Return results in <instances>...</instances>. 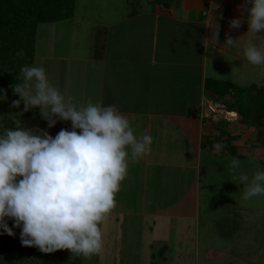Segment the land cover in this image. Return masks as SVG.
Segmentation results:
<instances>
[{"label":"crops","instance_id":"1","mask_svg":"<svg viewBox=\"0 0 264 264\" xmlns=\"http://www.w3.org/2000/svg\"><path fill=\"white\" fill-rule=\"evenodd\" d=\"M97 2L100 20L90 41L93 23L74 26V11L71 18L48 23L49 52L37 49L36 29L32 63L45 68L66 102L78 109L89 102L116 105L138 139L144 133L153 137L151 151L137 161L128 149V176L101 225L104 246L97 257L111 264L131 258L144 264L170 258L175 264L232 261V252L245 248L248 212L242 214L243 200L234 196L242 191L240 183L227 186L215 180L214 170L236 157L242 161L237 174H247L262 168L264 159L245 149L246 126L238 119L213 123L199 113L208 101L228 106L224 98L234 87L264 82V65L250 64L243 54L248 41L264 52V33H249L244 0ZM233 18L241 19L240 28L230 27ZM63 28L66 37L57 39ZM229 36L236 46H227ZM60 123L71 129L70 121ZM216 143L226 147L217 153ZM230 192L233 215L220 207ZM257 213L259 228L263 209Z\"/></svg>","mask_w":264,"mask_h":264},{"label":"clouds","instance_id":"2","mask_svg":"<svg viewBox=\"0 0 264 264\" xmlns=\"http://www.w3.org/2000/svg\"><path fill=\"white\" fill-rule=\"evenodd\" d=\"M243 7L249 33H264V0H244ZM228 23L238 29L241 19ZM226 44L234 47L236 41L229 36ZM243 54L250 64L264 65V52L251 41ZM20 73L24 82L14 87L19 99L12 106L19 107L21 100L25 112L39 106L47 128L54 127L58 117L70 121L71 129L62 128L55 136L46 130L36 134L17 122L14 130L0 135V235L15 236L13 229H20L24 246L44 253L67 249L90 259L103 249L101 225L116 207V195L128 176V149L137 161L151 151L153 137L144 133L138 139L116 105L89 102L78 109L66 102L42 66L24 65ZM3 99L6 95L0 96ZM225 147L213 145L217 153ZM241 163L233 157L229 169L232 179L245 185L242 199L264 196V170L249 178L237 174Z\"/></svg>","mask_w":264,"mask_h":264},{"label":"rangeland","instance_id":"3","mask_svg":"<svg viewBox=\"0 0 264 264\" xmlns=\"http://www.w3.org/2000/svg\"><path fill=\"white\" fill-rule=\"evenodd\" d=\"M110 1L106 2L109 4ZM112 2V1H111ZM74 8H75V18H74V26L79 25L80 22H90L93 23L91 26V31L89 32V41L95 35L94 29L92 30V27L99 21L100 17H98L97 12H99L98 8V2L97 0H74ZM65 23V22H64ZM61 24V23H59ZM67 23L64 24L66 26ZM95 28V27H94ZM79 29V28H78ZM77 30V29H76ZM60 34L57 37V39H64L66 37L65 34V28L59 30ZM79 32V31H78ZM50 32H49V24H40L37 26V42L38 46L37 49L40 51H50ZM77 38V34H76ZM79 39V38H78ZM93 40V39H92ZM81 41H83L81 39ZM64 48V46H63ZM22 55V52L19 53ZM33 66V64L29 65ZM258 76H261L258 75ZM50 77V76H49ZM48 77V78H49ZM18 84H23V77L21 73L18 75ZM49 83L54 86L55 88H58L57 85H53L52 80L49 78ZM257 86H263L264 82L261 83L259 81L255 82ZM0 87L2 89H5L7 91V88H9V84L6 82L5 79L0 80ZM15 87V86H14ZM14 89V88H13ZM13 89L9 92V96L6 97V99L0 100V135H3L6 130L8 129H15L17 127V122L19 123V126L32 131L33 133L38 134L40 130H46L49 132L50 135L55 136L57 131H60L63 127L59 120H57V124L52 127L51 129L47 128V122L42 117L41 113L43 109L39 106L37 107H30L27 112L23 111L24 108V102L21 100L19 107H13L12 101L19 99V95L14 93ZM0 96H3L0 94ZM224 100L228 103V100L230 101L229 96L225 97ZM246 127L243 128V130H246V150H250L248 153L255 156H262L264 159V140L257 139L256 136V129L250 125H245ZM61 128V129H59ZM67 129V128H66ZM260 159V158H259ZM218 162H220L218 160ZM250 163V162H249ZM253 164L255 162L252 161ZM221 163V167H222ZM226 168V169H225ZM256 169V168H255ZM264 170V165L262 168L259 167V170ZM217 178L215 180H219L222 182H225L227 186L235 185V183H239L238 181H234L232 179V173L229 169V162L225 164V167L223 169H220L219 171L214 170ZM258 171V168H257ZM256 172V170L251 171L248 169L247 175L249 178L252 177V175ZM219 175V176H218ZM233 182V183H232ZM245 185L240 183L237 188H242V191H237L234 196H236L241 201L242 199V193L244 190ZM226 195L223 196L224 199H220V207H222V210L228 211L230 210V213L233 215L234 209L231 208V204L233 203V198L231 192L225 193ZM226 198V199H225ZM213 201V200H212ZM216 202V199L214 200ZM248 203V204H247ZM213 204V203H212ZM252 204V205H251ZM224 205H226V208H224ZM218 206V205H216ZM241 208L243 209V215L244 219L248 217L246 223H249V232L247 234V238L243 240L245 243L244 251L242 252H236L235 250L232 252V261L231 258L228 259V263L226 264H244V259L246 260L247 264H264V252L260 253V247L261 245H264V214H263V224L257 228V218L259 216L260 212L263 209L264 212V196L262 197H255L248 201H242ZM247 208V210L245 209ZM259 209V211L256 210ZM238 212H241V209H236ZM257 214V215H256ZM228 215V214H227ZM226 216V215H225ZM9 227L12 226V221L9 220ZM228 225V224H227ZM252 225V226H251ZM233 230V226L232 229ZM15 232V236H9L7 234L0 235V264H10V262H15L17 264H75L76 261H79L80 264H111V260L108 259L106 256L105 258H98L97 255L92 256L90 259H85L81 255H76L70 252V250L64 249V250H57L55 252L49 253L48 257H45V255H38V251H40L37 247L32 246H24L20 242L19 233L20 229H13ZM246 231V230H245ZM231 236V235H230ZM172 238V237H171ZM172 243V241H171ZM259 246V248L257 247ZM30 249H33L37 251L36 253L29 252ZM255 249V250H254ZM252 253L251 256L246 254ZM174 257V256H173ZM142 260L144 258H141ZM168 263L164 264H175L174 259L170 258ZM102 260V261H101ZM234 260V262H233ZM10 261V262H9ZM227 260L224 261V259L218 261L215 264H225ZM140 262V263H139ZM146 262V260H145ZM118 264H144L140 259H129L125 263H118ZM146 264H151L150 262ZM158 264V263H157ZM163 264V263H162ZM183 264H188L187 262Z\"/></svg>","mask_w":264,"mask_h":264},{"label":"trees","instance_id":"4","mask_svg":"<svg viewBox=\"0 0 264 264\" xmlns=\"http://www.w3.org/2000/svg\"><path fill=\"white\" fill-rule=\"evenodd\" d=\"M73 13L74 0H0V80L5 79L10 86L1 95L8 97V91L19 83L21 67L33 63L37 26L71 18ZM227 94L228 107L237 112L238 123L254 127L256 138L264 140V87H234Z\"/></svg>","mask_w":264,"mask_h":264},{"label":"built area","instance_id":"5","mask_svg":"<svg viewBox=\"0 0 264 264\" xmlns=\"http://www.w3.org/2000/svg\"><path fill=\"white\" fill-rule=\"evenodd\" d=\"M200 118H204L209 122L219 123V122H234L238 119V114L236 111L230 109L225 102L218 101H208L199 113Z\"/></svg>","mask_w":264,"mask_h":264}]
</instances>
